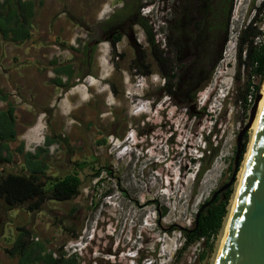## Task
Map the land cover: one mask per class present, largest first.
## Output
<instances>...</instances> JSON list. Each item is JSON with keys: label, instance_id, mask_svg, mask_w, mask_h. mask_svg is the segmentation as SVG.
<instances>
[{"label": "rangeland", "instance_id": "obj_1", "mask_svg": "<svg viewBox=\"0 0 264 264\" xmlns=\"http://www.w3.org/2000/svg\"><path fill=\"white\" fill-rule=\"evenodd\" d=\"M134 1L139 18L151 28L155 50L159 54L163 52V62L158 67L153 61L150 43L148 47L140 30L134 29L138 53L126 46L122 48L121 43L118 49L123 57L117 58V52L101 44L98 66L83 76L85 68H75L83 58V44L90 37L84 30L69 29V33L76 35L72 45L66 47L65 42L64 45L56 42L51 55L55 65H44L71 68V79L53 72V78L64 79L72 86L65 99L61 90L52 100L53 108H48V100L33 108L20 91L14 87L8 89L9 100L15 106H22L28 112L45 111L34 116L32 122H38L35 126L29 124L18 129L17 141L11 144V149L23 142L24 152L33 153L36 148L46 150L43 155L49 175L71 172L80 161L86 162L87 167L78 174L82 185L75 199L45 204L41 212L31 216L19 208L8 212L9 215H0V264H18L16 256L5 253L11 249L17 227L30 229L29 241L41 244L46 251L75 253L81 264H215L253 136L252 125L243 137L245 150L242 149L244 153L230 186L232 194L222 229L207 245L201 240L176 259L175 252L183 242L178 230L192 227L201 206L232 174L236 137L248 122L254 99L264 84L252 98L247 83L256 84L257 78H250L247 66L237 65V35L251 18L257 19V27L264 31V0H232L226 36L208 33L203 44L197 47L185 42L176 62L169 26L176 17L174 6L178 0H154L153 18L143 15L146 8L141 7L146 5V0ZM216 2L213 0L212 4ZM60 3L62 0H47L48 8L39 14L36 11L38 18L33 20L32 29H45L50 12H63L59 11ZM63 18L61 15L59 20L66 21ZM152 19H156L154 27ZM52 22L55 21H51V26ZM156 28L159 29L155 34ZM168 36H171L170 44ZM45 38L40 36L36 42ZM213 48L214 58L220 53L214 63ZM73 49L78 59L72 58ZM12 53L17 50L9 43L0 42L1 76L6 68L2 58ZM28 63L25 65L33 67L34 62ZM192 63L191 70L206 69L210 77L202 87L191 83L189 95L194 92V99L185 104L182 85L174 95L167 94L168 89H164L167 82L159 73L174 75L171 84H176L181 75H184L181 81L185 80L184 72ZM139 66L148 70L149 75H139ZM39 69L42 70L41 63ZM11 79L3 78L12 84ZM4 107L5 103L0 102V108ZM151 127L153 131L144 137ZM131 130L130 142L135 146L124 140ZM46 137L53 140L48 146L44 143ZM205 149L209 151L205 155L213 153L214 157L209 165L206 162L207 169L196 181ZM13 160L6 171L18 173L22 155H15ZM96 170H101L100 176L93 179Z\"/></svg>", "mask_w": 264, "mask_h": 264}, {"label": "trees", "instance_id": "obj_2", "mask_svg": "<svg viewBox=\"0 0 264 264\" xmlns=\"http://www.w3.org/2000/svg\"><path fill=\"white\" fill-rule=\"evenodd\" d=\"M212 3L213 0H178L174 6V11L177 14L169 26V31L174 37H172L174 39L172 45L174 62L180 59L182 49L186 45L185 42L190 43V46L197 47L203 44L208 33H222L226 36L232 0H217L216 5ZM40 5L41 3L38 6ZM32 9L33 6L30 3L25 4L21 0H4L0 4V42L19 45L30 39V31L34 25ZM23 13H29L27 14L28 18L23 16ZM196 14H199L196 17L198 19L194 20ZM142 22L150 43L153 61L158 67L157 65L163 62V52L162 54L157 53L153 44L151 28L147 26L146 21L143 20ZM256 23L257 19L251 18L245 25L241 26L236 42L238 67L247 66L250 78H257L256 84H252L250 81L247 83L248 91H251L252 98L264 82V35L262 44L255 45V38L261 35ZM168 42L169 44L171 43V36H168ZM215 43L217 44V40H215ZM211 52V59L214 60V63L216 59H219L220 53L217 52L214 58V48ZM209 58L210 53L207 56V62ZM50 64L55 65L53 61ZM191 67H194V63L190 64L186 72H184L186 74L185 80L182 78L181 81V77H184V75H181L179 82L176 84H171L172 80L175 79L174 75L168 77L162 71L160 72L164 81L167 82L164 87V89H168L166 91L167 94L174 95L177 88L182 85L183 95L185 96L183 102L185 104L194 99V92L189 95L192 91L191 83H195V86L199 84L202 87L210 77V72H206V69L200 68L194 72ZM137 69L142 75L149 73L148 70L142 71L140 66ZM53 71L56 75H65L68 78L72 76L71 68L67 65L57 66ZM52 83L56 87L61 88L63 92L72 88L69 84H61L59 78H54ZM0 102L5 103V107L0 108V215H4L16 208L32 215L41 212L45 204L63 203L75 199L79 195L82 185L78 174L87 167V163L84 161L75 163L71 172L64 175H49V166L47 160H45V155H43L46 150L36 148L33 153L24 152L23 143H19L15 149H11L9 144L16 142L17 139L14 115L15 105L8 100V94L1 90ZM243 102L247 103L246 96L243 98ZM52 141L51 138L46 137L44 143L48 146ZM208 147H210V144ZM244 147L245 142H243ZM244 150H242L241 157ZM206 152H209L208 149H205L201 156L202 160L196 173V181L207 169L206 162L209 165L214 157L213 153L209 156L205 155ZM20 154L23 159L20 171L18 173L7 172L6 167L14 163L15 155ZM90 168L92 169V166ZM100 172L101 170H96L92 176L93 179H98ZM231 194L232 190L229 187L199 213L197 224H195L194 219L190 229L178 230L183 242L175 252L176 259L181 257L189 247L201 240L207 245L209 240L219 233L227 217ZM73 210L72 208L70 213ZM164 214L165 211L161 215ZM15 230V240L11 245V249L5 250V253L12 257L16 256L18 264H81L82 262L75 253L66 254L60 250L54 254L46 251L41 244L30 242L29 238L32 234L30 229L17 227ZM172 230L176 231L175 228H172Z\"/></svg>", "mask_w": 264, "mask_h": 264}, {"label": "water", "instance_id": "obj_3", "mask_svg": "<svg viewBox=\"0 0 264 264\" xmlns=\"http://www.w3.org/2000/svg\"><path fill=\"white\" fill-rule=\"evenodd\" d=\"M259 100L260 93L254 99L248 122L236 137L234 168L228 182L201 206L195 224L199 213L232 185L242 154L243 137L256 117ZM216 264H264V100Z\"/></svg>", "mask_w": 264, "mask_h": 264}, {"label": "flooded vegetation", "instance_id": "obj_4", "mask_svg": "<svg viewBox=\"0 0 264 264\" xmlns=\"http://www.w3.org/2000/svg\"><path fill=\"white\" fill-rule=\"evenodd\" d=\"M21 1L25 4L30 3L33 6L32 14H34V19L38 18L35 16L37 10L39 14V12H43V10L48 8L46 4L47 0ZM40 3L41 5L38 6ZM134 4V0H62V3L59 4L62 8H60L59 11L62 10L63 12H50L51 14L48 19L49 22L47 23L45 30L49 32L56 31L57 29L54 28L53 24H56V22L58 23L61 15H63V19L69 23V27L67 26L68 29L71 31H74L75 29H77V31H85L86 36L90 37V40L87 41V44H83V58L80 63L77 62L78 66L75 68H85V74H83L84 76L89 74L93 68L98 66V52L101 44L105 43L111 52H117V58L123 57L121 50L118 49L119 44L121 43L122 48L126 46L127 48L134 49L135 51L137 50L138 53V46L135 43V36L137 33L134 29L140 30V33L146 41V45L149 47L147 39L148 36L142 26V21L144 19L139 18L138 7L136 8ZM145 7L146 5L142 6L141 9H144ZM27 14L23 13V16L28 18ZM53 20L55 23L52 22L51 26V21ZM63 29H65V27L60 26L57 31L61 32ZM32 30L38 31L36 29ZM138 56L139 55H137V57ZM72 58L78 59V55L74 53V49ZM52 69L54 70V68ZM141 70L143 71L144 69ZM139 75L142 74L139 73ZM148 75L149 74L143 76ZM66 78L68 79V77ZM71 78L72 76L70 79ZM152 131L153 127L147 130L144 137ZM140 134L143 135L142 132Z\"/></svg>", "mask_w": 264, "mask_h": 264}, {"label": "crops", "instance_id": "obj_5", "mask_svg": "<svg viewBox=\"0 0 264 264\" xmlns=\"http://www.w3.org/2000/svg\"><path fill=\"white\" fill-rule=\"evenodd\" d=\"M56 24L57 27L55 28H57V30L58 26H64L65 30L58 32L55 29L56 31L49 32L45 29H37L38 31L31 29L29 40L19 45L9 43L12 49L17 50V53H12L10 57L5 56L2 58L1 61L2 63H5L6 68L4 69L3 76H1L0 74V90L4 93H7L8 89L14 87L15 90L20 91L26 101L29 102L31 104V107L33 106V108H39L38 106L40 105V102L45 100H48V108H53L52 100L55 96H59L58 93L59 91H61V88L56 87L55 84L52 83V80L54 79V71L52 67H45L44 65H48L51 62V55L52 53H54L53 47L56 42L59 41L63 45L65 42V46L70 47L76 35L73 33H69V29L67 28V21L61 20L58 23L56 22ZM36 32L39 34H35ZM40 36L46 37L45 40L36 42V39ZM34 41L36 43H34ZM28 62H34L33 67L26 66V63ZM39 63H41L42 70L39 69ZM28 65L30 64L28 63ZM8 77L12 78V84L7 83V81L3 80V78L8 79ZM66 83L67 82H65L64 79L61 80V84ZM70 91L71 89L67 90L66 92H63V99H65V97L70 94ZM9 99L10 98L8 97V100ZM20 107L22 106H15L14 111L15 130L17 135L18 129L24 127L26 128V126H28L29 124L30 126H35L38 122L36 120L35 122H32L34 116H39V114H43L45 112L39 111L36 113L35 110L33 111V109L32 112H28L27 110H23ZM11 144L12 143L9 144V147L11 146ZM24 213L26 212L24 211ZM7 214L9 215L8 212ZM11 219L12 218L10 217V220ZM33 228H36V225H33Z\"/></svg>", "mask_w": 264, "mask_h": 264}, {"label": "bare ground", "instance_id": "obj_6", "mask_svg": "<svg viewBox=\"0 0 264 264\" xmlns=\"http://www.w3.org/2000/svg\"><path fill=\"white\" fill-rule=\"evenodd\" d=\"M263 100H264V84H263V87L261 88V92H260V100L258 101V105H257V114H256V117H255L253 123H252V127L251 128L253 130V136H252L249 148H248V152L246 154V158H245V161H244V166H243V168L241 170V173H240L239 184H240L241 177H242V174H243V171H244V168H245L246 160H247V158L249 156V152H250V149H251V146H252V143H253V139H254L255 132H256V127H257V122H258V117H259V113H260V110H261V107H262V104H263ZM239 184H238V188H239ZM236 195H237V192H236ZM235 198H236V196H235ZM234 202H235V200H234ZM139 206H142V205H139ZM224 235H225V233H224ZM223 240H224V236L222 238V241H221V244H220V248H221ZM220 248L218 250V254H219ZM218 254H217V257H218ZM217 257H216V260H217ZM215 264H216V262H215Z\"/></svg>", "mask_w": 264, "mask_h": 264}, {"label": "clouds", "instance_id": "obj_7", "mask_svg": "<svg viewBox=\"0 0 264 264\" xmlns=\"http://www.w3.org/2000/svg\"><path fill=\"white\" fill-rule=\"evenodd\" d=\"M145 4H146V12L143 14V15H145L146 17H148L149 15L151 16V18H153L152 16L153 15H151L152 13H153V10H154V7H155V1L154 0H146L145 1ZM144 10V9H143ZM155 20L156 19H152L151 21H152V24H153V27H154V25L156 26V24H155ZM159 28H156V30L154 31L155 32V34L157 33V30H158ZM131 135H132V130H131V132H129V133H127V135H126V137H125V139L124 140H126L127 142H128V140H129V143L128 144H130L131 142H130V140L132 141V138H131ZM117 139V138H116ZM122 144H124V141H122ZM136 144H134V143H131V146H135ZM125 146V145H124ZM117 147H121V145H119V146H117Z\"/></svg>", "mask_w": 264, "mask_h": 264}, {"label": "built area", "instance_id": "obj_8", "mask_svg": "<svg viewBox=\"0 0 264 264\" xmlns=\"http://www.w3.org/2000/svg\"><path fill=\"white\" fill-rule=\"evenodd\" d=\"M260 31H261V35L257 36L254 40V44H256V45H261L263 42L264 31H263V29H260ZM35 240H36V238H35Z\"/></svg>", "mask_w": 264, "mask_h": 264}]
</instances>
